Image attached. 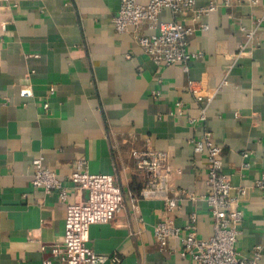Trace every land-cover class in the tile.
<instances>
[{"label": "crops", "instance_id": "0c3cea01", "mask_svg": "<svg viewBox=\"0 0 264 264\" xmlns=\"http://www.w3.org/2000/svg\"><path fill=\"white\" fill-rule=\"evenodd\" d=\"M197 5L216 9L193 23L209 27L190 37L200 57L186 70L145 53L138 37L157 32L146 22L116 30L121 0H0V264H61L52 250L64 242L67 202L87 195L69 182L79 162L114 175L126 195L111 222L91 228L90 247L121 259L105 264H193L181 254L190 216L198 215L199 238L213 234L202 200L207 157L190 143L205 133L224 150L233 194L247 189L237 250L250 257L261 246L264 264V190L254 186L264 173V0ZM160 19L174 15L164 10ZM204 108L206 120L192 124ZM149 147L171 155L180 205L170 215L182 232L165 245L155 228L166 203L140 198L147 172L133 156ZM39 157L68 187L67 202L33 185Z\"/></svg>", "mask_w": 264, "mask_h": 264}, {"label": "built area", "instance_id": "2783aa9c", "mask_svg": "<svg viewBox=\"0 0 264 264\" xmlns=\"http://www.w3.org/2000/svg\"><path fill=\"white\" fill-rule=\"evenodd\" d=\"M215 9V6L198 7L197 0H149L146 5L140 4L138 0H121V8L113 20L119 33H125L146 22L149 28L157 32L141 35L138 41L151 60L158 66L180 63L189 70L190 62L200 57V54L189 48V39L198 30H207L209 27L207 24L196 27L193 23ZM164 10L173 13L172 21H161L160 15ZM194 85L193 81L190 82V89L197 94ZM198 99L202 101L203 96L198 95ZM45 106L48 108L49 105ZM206 112L207 108H204L201 116L191 119V123L204 122ZM190 143L195 153L207 157V189L202 200L213 219V234L206 239L199 238L198 215L193 213L185 228L187 235L183 240L182 256H190L193 264H261V246H256L250 257L241 255L237 250L244 219L241 201L247 189L241 187L233 194L235 188L231 176L223 171V148L213 141L209 133L192 138ZM133 156L147 172V182L141 190L140 198H158L166 203L163 220L155 228L156 239L165 245L170 238L179 237L182 232L180 227L173 224L170 215L180 208L177 198L171 196V155L149 147L134 151ZM33 167V185L48 192L56 191L67 202L68 187L55 171L45 166L44 158H36ZM69 182L87 195L80 201L67 202L64 242L55 245L53 253L58 256L61 264H105L109 260L120 263L118 256L98 254L89 243L93 225L111 222L125 208L126 195L122 186L112 174L88 172L84 162L78 163ZM254 186L264 190V173L255 181ZM138 201V197L132 198L134 207L138 206Z\"/></svg>", "mask_w": 264, "mask_h": 264}]
</instances>
